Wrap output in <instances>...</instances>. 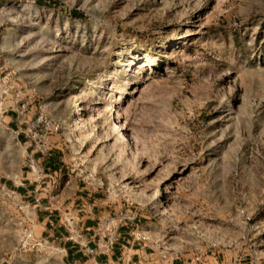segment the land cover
I'll use <instances>...</instances> for the list:
<instances>
[{
  "label": "rangeland",
  "instance_id": "rangeland-1",
  "mask_svg": "<svg viewBox=\"0 0 264 264\" xmlns=\"http://www.w3.org/2000/svg\"><path fill=\"white\" fill-rule=\"evenodd\" d=\"M93 197L264 264V0H0V264H63L36 205L79 232Z\"/></svg>",
  "mask_w": 264,
  "mask_h": 264
},
{
  "label": "crops",
  "instance_id": "crops-1",
  "mask_svg": "<svg viewBox=\"0 0 264 264\" xmlns=\"http://www.w3.org/2000/svg\"><path fill=\"white\" fill-rule=\"evenodd\" d=\"M15 126L16 119H12L11 127ZM32 188L30 186L22 191L26 197L37 198V190ZM85 195L82 191L80 198L87 199ZM90 201L93 203L90 216L81 221L79 232L74 230L77 226L71 231L60 224L56 215L47 213L41 203L36 205L38 221L44 225L42 235L58 241L63 264H258L236 250L161 252L148 237L136 235L139 229L144 228L139 219L119 221L114 218L116 214L112 209L101 210L98 197ZM75 206L79 207L80 204Z\"/></svg>",
  "mask_w": 264,
  "mask_h": 264
},
{
  "label": "trees",
  "instance_id": "trees-1",
  "mask_svg": "<svg viewBox=\"0 0 264 264\" xmlns=\"http://www.w3.org/2000/svg\"><path fill=\"white\" fill-rule=\"evenodd\" d=\"M72 14L76 16L79 13L74 11ZM44 165H45V167H47V169L53 170L54 172L57 171L58 169H60V161H59L56 153L51 152L48 155V157L45 159Z\"/></svg>",
  "mask_w": 264,
  "mask_h": 264
},
{
  "label": "bare ground",
  "instance_id": "bare-ground-1",
  "mask_svg": "<svg viewBox=\"0 0 264 264\" xmlns=\"http://www.w3.org/2000/svg\"><path fill=\"white\" fill-rule=\"evenodd\" d=\"M114 113H115L114 115H116L117 117H119V113H117L116 111ZM75 115H76L77 118L79 116H80V118H82V115H83L82 114V106H81L80 103H78L77 106H76V108H75ZM115 123H116V121H115ZM115 129H116V124H115Z\"/></svg>",
  "mask_w": 264,
  "mask_h": 264
},
{
  "label": "built area",
  "instance_id": "built-area-1",
  "mask_svg": "<svg viewBox=\"0 0 264 264\" xmlns=\"http://www.w3.org/2000/svg\"><path fill=\"white\" fill-rule=\"evenodd\" d=\"M24 1H25V0H24ZM55 129L58 130L59 127H56ZM135 236H136V235H135ZM156 249H157V248H156ZM160 251H161V252H172L171 249H170V247H168V246H166V245H163V246L160 248Z\"/></svg>",
  "mask_w": 264,
  "mask_h": 264
}]
</instances>
